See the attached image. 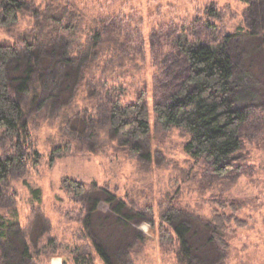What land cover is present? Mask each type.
<instances>
[{"label":"rangeland","instance_id":"rangeland-1","mask_svg":"<svg viewBox=\"0 0 264 264\" xmlns=\"http://www.w3.org/2000/svg\"><path fill=\"white\" fill-rule=\"evenodd\" d=\"M27 1L19 10L17 21L9 26L1 23L4 16L0 3V42H18L16 39L31 31L41 19L38 7L45 1ZM78 3L88 18H104L106 31L103 43L98 46L101 68L90 83L76 90L72 103L78 113L67 127L60 126L62 107L69 105L77 71L75 63L66 58L77 55V49L85 46L86 37L74 38L68 31L59 33L58 39L65 46L57 47L58 61L54 64V55L44 50L39 65L53 63L58 74L63 61L70 76L62 79L57 75L54 80L52 73L48 74L50 71L41 76L34 73V84L25 100L30 127L26 139L29 142L26 149L23 146L26 163L0 180V212L18 220L26 233L33 253L28 264H77L75 257L79 253L90 254L95 264H106L84 228L86 206L65 189L64 179L72 177L88 186L96 184L116 193L139 211L151 208V221L137 224L145 240L134 245L129 264H182L177 257V236L171 225L163 221L167 195L205 219L213 216L215 201L240 200L243 206L238 215L247 223L243 227L235 224L229 230L231 247L224 264H264V116L258 123L244 127L249 163L239 172L219 177L204 157L196 160L185 152L184 143L190 134L180 128H163L154 110L158 96L165 92L164 74L171 65L176 66L173 41L176 33L185 30L188 38L221 40L227 33L246 26L249 4L243 0H78ZM207 21L214 27L208 28ZM109 46L117 51L112 52ZM237 76L242 82L240 72ZM68 78L71 83L66 89ZM258 91L257 88L255 99L251 100L254 103L262 99ZM142 94L148 102L151 132L143 139L141 151H149L150 159L132 151L134 139L127 142L124 136L115 135L108 123L111 97L136 101ZM244 94L240 93L246 97ZM62 136L71 140L68 147L63 146ZM16 144L0 132L1 157L14 153ZM186 164L192 168L189 178H183L179 172ZM38 188L39 198L33 193ZM101 199L99 209L105 216L111 207L103 200L104 196ZM97 218L98 215L93 217L95 231H98Z\"/></svg>","mask_w":264,"mask_h":264},{"label":"trees","instance_id":"trees-1","mask_svg":"<svg viewBox=\"0 0 264 264\" xmlns=\"http://www.w3.org/2000/svg\"><path fill=\"white\" fill-rule=\"evenodd\" d=\"M44 1V5L40 4L41 7H38L42 13L41 19L31 31H25L16 39L18 42H0V132L18 145L14 153L0 156L1 181L11 171L26 163L25 145L29 142L30 127L25 100L34 84V73L41 76L50 71L48 74L52 73L54 80L57 75L62 79L70 76V71L66 72L64 69L66 63L62 58L59 60L62 63L58 74L53 63L40 66L42 52L47 50L46 52L54 55L56 64L57 47L65 46L58 39L61 31H68L74 38L86 37L85 46L77 49V55L66 58V61L75 63L77 71L69 105L62 107L60 126L63 128L78 113V108L72 103L76 90L90 83L101 68L102 55L100 56L98 46L103 43L106 31L104 18H88L78 0ZM243 1L249 4L246 26L227 33L221 40L188 38L185 30L176 33L173 38L176 66L171 65L164 74L165 89L162 90L165 92L163 96H158L154 106L157 122L163 128L175 127L189 133L190 136L184 143L185 152L196 160L204 157L212 165L214 174L219 177L239 172L249 163L250 152L246 150L243 138L244 127L258 123L261 116H264V0ZM28 2L0 0L4 16L2 25L15 23L19 10ZM208 22V28L214 27ZM117 42L115 40L116 44ZM108 49L117 51L114 47L111 49V46ZM239 72L244 84L238 81ZM71 78L66 80V89ZM257 88L259 98L262 99L254 103L252 101ZM250 89L252 90L249 91ZM240 93H245L246 97H242ZM37 95L35 94V99ZM109 101L108 123L113 133L124 136L127 142L129 138L134 139V143L130 145L132 151L141 152L143 157L150 159L149 151H141L144 149L143 139L148 138L151 132L150 111L144 94L137 96L136 101H125L116 95ZM61 138L65 139L64 147L71 144L68 137ZM179 169L183 178L191 176L192 168L188 164ZM63 183L67 192L75 194L86 206L84 228H87L102 260L106 264H129L132 248L145 240L137 224L151 221V208L139 211L130 207L116 193L105 191L96 184L91 185V188L86 182L74 177L65 178ZM177 190L180 192V187ZM40 191L39 188L33 189L38 198ZM101 195L111 207V212L105 216L99 209ZM165 198L164 201L167 200L168 203L163 211V221L171 225L177 236V257L180 262L224 264L231 247L229 230L235 224L243 227L247 223L238 215L242 202L238 199L217 200L213 216L205 219L181 205L175 197L173 199L176 201L171 199V195ZM97 215L99 232L93 228V217ZM0 237V264H28L33 258L30 242L18 220L1 212ZM75 263L95 264L88 253L77 254Z\"/></svg>","mask_w":264,"mask_h":264}]
</instances>
